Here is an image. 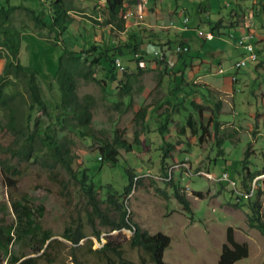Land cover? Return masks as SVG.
I'll return each instance as SVG.
<instances>
[{
    "label": "rangeland",
    "instance_id": "1",
    "mask_svg": "<svg viewBox=\"0 0 264 264\" xmlns=\"http://www.w3.org/2000/svg\"><path fill=\"white\" fill-rule=\"evenodd\" d=\"M227 1L125 0L124 29L114 31L104 21L103 0H69L67 12L72 19L59 37L47 27H36L23 7L11 16L12 23L20 31L19 61L36 70L41 94L50 112H55L54 103L60 101L56 68L63 49L77 51L95 44L98 50L110 43L129 40L131 35L136 37L138 51L124 47L123 54L116 49L113 51L128 76L123 78L130 86L128 91L109 83L101 63L90 66V75L94 79L75 75L77 97L89 104L92 136L67 127L62 138L72 154L73 169L88 167L89 176L98 188L96 196L100 206L110 220L117 218V211L101 200L109 191L104 184H111L112 190L120 193L127 183L124 168L131 169L139 182L125 197L129 216L145 231H162L169 236L170 243L163 251V260L172 264H215L228 226H232L234 238L248 246V255L232 264H264V235L248 225L246 198L236 196L245 184L259 186L264 218V8L255 16L251 5L257 0H236L238 8L234 9H238V15L229 18L227 12L232 5L226 7ZM7 2L29 6L36 11L39 8L45 12L49 10L48 5H40L37 0H0L4 6ZM243 9L245 15L241 12ZM185 17L188 18L186 22ZM218 18H221L217 25L219 34L215 35V30L209 27ZM209 30L214 35L211 39L204 35ZM244 35L254 43L258 60H247L237 67L236 62L246 54L237 41ZM2 38L0 32V41ZM152 40L158 43L153 44ZM180 41L188 44V56L175 53L173 48ZM162 54L164 62L159 60ZM134 56L137 59L131 60ZM6 57V50L0 46V83H6L2 89L7 98V106H0L2 222H15L10 206L12 200L24 196L32 208L42 205V215L37 218L41 226L51 232L54 241L38 259V264H76L71 253H75L79 264H118L115 256L104 258L88 247L90 240L92 249L99 248L106 237L117 243L127 258L133 261H138L141 256L146 258L142 249L129 245L131 231L128 228L112 229L111 223H102L98 217L92 221L86 218L88 206L77 183L56 164L38 140L32 145L37 150H32V156L28 158L26 149H19L14 142L9 114L13 113L19 125L26 123L30 115L29 131L35 121L46 124L49 117L35 106L29 110L30 98L21 74L2 73ZM89 60L90 56L80 65L86 72L90 68ZM181 69L185 82L204 84L211 90V95L221 100L218 134L223 138V155L215 157L212 165L209 162L216 148L211 135L203 133L199 138L187 131L185 135L177 136L171 118L168 121L170 130L164 135L157 130L159 116L164 111L176 118H182L190 111L196 121L204 125L213 107L199 94L174 89V71ZM189 98L202 106L200 115L188 104ZM140 109L145 110L143 116L138 114ZM176 110H180L181 115ZM74 121L76 119L71 120ZM114 129L132 143V147L129 151L119 148L118 161L109 165L98 160V146L100 138L111 139ZM135 137L137 143H134ZM166 139L174 145L166 170L171 171L179 192L189 200V211L173 196L172 187L162 177L160 154ZM250 140L251 154L245 162L246 168L240 169V159ZM9 166L17 172L9 171ZM236 170L245 174V184L240 183ZM222 171H226L235 183L220 178L226 172L217 178ZM228 175L225 179H230ZM76 220L83 223L85 236L73 245L61 234L66 225ZM96 230L100 239L96 238ZM26 242L14 239L9 244L10 252L24 257L32 255ZM0 264H8L7 254L2 251Z\"/></svg>",
    "mask_w": 264,
    "mask_h": 264
},
{
    "label": "trees",
    "instance_id": "2",
    "mask_svg": "<svg viewBox=\"0 0 264 264\" xmlns=\"http://www.w3.org/2000/svg\"><path fill=\"white\" fill-rule=\"evenodd\" d=\"M37 1H39L40 5H48L49 10L45 12L43 8H39L36 11L32 7L24 6L22 4H10L7 2V6H4L0 3V32L3 35V38L0 41V46L4 47L7 54L2 73H5V75L9 73L14 75L21 74L30 98L29 110H32L35 106L49 117L48 123L46 124H39V122L35 121L33 129L29 131L28 122L31 119L30 115H28L26 123L19 125L16 123V118H14L15 116L13 113L9 114V129L14 135V142L18 144L19 149H26V157L28 158L32 156V150H37L32 145L36 142V140H38L56 164L60 165L77 183L88 206L86 218L92 221L94 217H98L102 223H111L112 229H119L122 227L128 228L131 231V236L128 240L129 245L131 247L142 249L146 258L141 256L138 261H133L127 258L123 255V251L120 246L117 243L112 242L109 237H106L107 239L101 242L100 247L96 249L91 248V241L89 240L88 247L91 252L101 253L104 258L113 255L115 256L118 264H172L163 260V251L170 243L169 236L162 231L149 233L142 229L140 225L129 216V211L127 210L124 202L125 197L128 195L131 188L139 182L132 173L131 169L128 167L124 168L127 176V183L123 186L120 193L113 191L111 184H104L109 191L104 194L105 197L101 200L108 202V204L115 211H117V218L115 220H110L108 218L109 216L103 212V209L100 206L96 196L98 188H96L97 186L93 183L89 176L88 167L76 170L73 169L72 154L64 145L62 138V132L64 128L67 127L76 129L81 134L92 136V133L89 130V104L86 101H80L77 97L74 82L75 75L78 74L84 79L89 77L94 79V77L90 75L92 70L91 67L97 63H101L104 68L105 78L109 81V83L113 84V86L119 90L128 91L130 86L127 81L123 79L128 76L125 71L122 70V66L119 68V66L116 65V59H118V56H116L113 51L116 49L119 54H123V47L132 52L138 51L136 37L131 35L129 40L122 41V43H110L107 46L98 47V50L95 44H91L88 47L81 48L77 51L73 49H63L56 68V77L60 89V101L54 103L55 112H50L47 109V102L42 97L41 88L36 78V70L29 65H23L19 61L18 54L20 46V31L18 27L12 23L11 16L15 10L23 7L28 11L31 20L36 27H47L50 31H54L57 37L60 36L61 31L65 29L66 24L71 22L72 18L67 12L70 5L69 0H49L47 4L43 0ZM256 2V5L254 4L251 6H253V10L255 11L254 15L258 16L259 12L261 13V11H263L264 2L263 0H257ZM103 3L104 21L110 25V30L122 31L124 29L123 10L125 9V0H103ZM230 4L232 7L229 8V12H227L229 18L233 15H238V9H234V7L238 8L236 0H228L225 6L230 7ZM232 10L233 12L231 13L230 11ZM241 12L244 15L246 14L245 9ZM220 22L221 18H218L217 21L213 22V26L211 25L209 27L210 30H215V35L219 34L217 31V25ZM232 22H230V25H232ZM152 43L157 44L158 42H154V40H152ZM166 44L168 45V43ZM178 45H187V49L184 51H177L176 46ZM159 46L162 49L163 46ZM165 48L167 49V46H165ZM173 49H175V53H184L186 56L189 54V46L183 41L176 44ZM95 50H97V53L94 55L93 53ZM254 50L257 54L256 59L258 60V52L255 46ZM88 56H90L88 64L89 67H91L86 72V70H83V67L80 68V65L81 62L88 58ZM163 56V54L160 56L159 60L161 62H164L162 59ZM133 59L136 60L137 56H134L131 60ZM185 59L183 58V61ZM256 59L251 61L254 62ZM183 73L182 69L174 71V89H181L191 95L199 94L206 100L210 101L213 104V107L210 110L207 121L204 125H202L200 121H196L190 111H187L182 118H176L173 114L164 111L159 116L160 119L157 124V130L160 135H164L166 131L170 130L168 127V121L171 118L172 121L175 122L174 133H176L177 136L185 135L187 131L194 135H199V138L203 136V133L211 135V138L214 139V146L216 148L214 157L209 162V164L212 165L216 160L215 157L223 155V147L221 146L223 138L218 134L220 128L218 115L220 113L219 108L221 100L211 95V90L206 85L196 82H185ZM5 85L6 83L1 81V107L7 106L6 93L2 89ZM187 102L193 109L196 110L197 114L200 115L202 106L198 102L194 101L193 98H189ZM176 111L177 114L181 115L180 110ZM138 114L143 116L145 114V110L140 109ZM72 119H76V121L71 122ZM208 125L211 126V129L208 128ZM99 140L98 160L102 163H109V165L118 161L117 155L119 148L129 151L132 147V143L128 142L125 138H122L117 129H114V133L110 140L104 138H100ZM134 143H137L136 137L134 138ZM251 145L252 142L250 140L243 152V157L240 159V169L246 168L245 162L251 154ZM172 149H174L173 143L168 139L164 140V145L161 147L162 152L160 154V170L163 169L162 177L172 187L173 196L179 203H181L182 207L186 211H189V200L183 193L179 192V185L177 186V183L172 180L171 171L166 170L168 159L172 157L170 153ZM8 170L13 171L14 174L17 172L13 166H9ZM223 172L225 171L219 173L218 176H220ZM236 173L239 178H241L240 183L245 184V174H242L239 170H236ZM222 181L223 180H221L220 183ZM243 186L245 188L241 190V195L236 193V196L238 198H246L247 207L249 208L247 223L249 226L256 227L264 235V218L261 211L260 187L254 186L252 188L249 184H247V186L246 184ZM10 206L15 214V222L14 224H4L2 222L3 217H0V251L7 254L8 264H38V259L45 255L47 249L54 241L51 232L43 228L37 218L42 215V205L39 204L34 209L23 196L18 200H12ZM94 233L96 238L100 239L99 231L96 230ZM61 235L73 245H77L80 239L85 236V233L83 232V223L78 220L69 223L64 227ZM16 238L19 240H26V243L30 247V252L33 254L24 257L11 253L9 250V244ZM247 255V243L237 241L234 238L232 226H228L226 228V240L221 246L220 253L215 264H232ZM71 256L76 260V264H79V262L77 263L75 253H71Z\"/></svg>",
    "mask_w": 264,
    "mask_h": 264
},
{
    "label": "built area",
    "instance_id": "3",
    "mask_svg": "<svg viewBox=\"0 0 264 264\" xmlns=\"http://www.w3.org/2000/svg\"><path fill=\"white\" fill-rule=\"evenodd\" d=\"M98 2H102V0H98ZM187 19L188 18L185 17L184 18V22H186ZM204 35H205V38H207V39H211L214 36L213 32H211L210 30L204 32ZM237 41H238V44L243 46L245 51H246L245 56L241 60L236 62L235 65L237 67H240V66L244 65L247 60H255L257 58V54H256V52L254 50L253 44H252V42L249 41V38H248L247 35L241 36ZM186 49H187V45H178L177 48H176L177 51H184ZM116 65H118L119 68H121L122 65L120 64L119 59H116ZM222 177H223V180L228 181V183H231V181H233L232 179H225L224 176H222ZM251 191H252V189H251Z\"/></svg>",
    "mask_w": 264,
    "mask_h": 264
},
{
    "label": "bare ground",
    "instance_id": "4",
    "mask_svg": "<svg viewBox=\"0 0 264 264\" xmlns=\"http://www.w3.org/2000/svg\"><path fill=\"white\" fill-rule=\"evenodd\" d=\"M176 48H177V46H176ZM208 175H210V174L208 173ZM222 176H224V178H227V173H223V174L220 176V178H223ZM231 183L234 184V181H231Z\"/></svg>",
    "mask_w": 264,
    "mask_h": 264
},
{
    "label": "clouds",
    "instance_id": "5",
    "mask_svg": "<svg viewBox=\"0 0 264 264\" xmlns=\"http://www.w3.org/2000/svg\"><path fill=\"white\" fill-rule=\"evenodd\" d=\"M226 172V171H225ZM227 173V172H226ZM227 175H228V173H227ZM229 176V175H228ZM219 176H217V178H218ZM229 178L230 179H232L230 176H229ZM233 181H234V179H232ZM224 181H226V180H224ZM228 182V181H227ZM235 183V182H234ZM232 186H234V185H232ZM254 187V185H252V188Z\"/></svg>",
    "mask_w": 264,
    "mask_h": 264
}]
</instances>
